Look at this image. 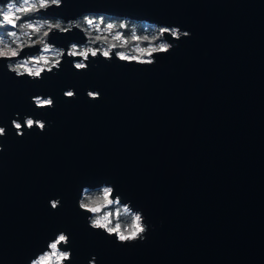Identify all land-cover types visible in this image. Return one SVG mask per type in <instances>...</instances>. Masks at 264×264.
<instances>
[{
  "label": "water",
  "instance_id": "1",
  "mask_svg": "<svg viewBox=\"0 0 264 264\" xmlns=\"http://www.w3.org/2000/svg\"><path fill=\"white\" fill-rule=\"evenodd\" d=\"M87 12L192 35L151 68L101 60L77 72L65 58L33 83L0 66V264H28L60 231L72 264H264V0H65L47 15ZM34 96L55 108L37 110ZM15 114L48 131L18 138ZM101 184L143 211L145 243L121 247L88 227L77 201Z\"/></svg>",
  "mask_w": 264,
  "mask_h": 264
},
{
  "label": "clouds",
  "instance_id": "2",
  "mask_svg": "<svg viewBox=\"0 0 264 264\" xmlns=\"http://www.w3.org/2000/svg\"><path fill=\"white\" fill-rule=\"evenodd\" d=\"M65 0H0V66L16 79L42 82L49 75H57L65 58L72 60L77 72H86L95 66L94 61L112 63L114 60L128 66L155 67L157 58L169 56L183 39L191 33L177 26L152 25L142 30L139 22L128 17L110 16L107 13L87 12L73 19L48 16L53 9H61ZM78 31L83 43L71 42L67 48L52 42L53 36ZM170 38V39H169ZM36 49L31 54L25 50ZM90 101L100 100L99 91L87 90ZM68 100L78 98L74 89L64 91ZM32 103L41 112L55 108L51 96H34ZM11 125L18 138L25 132L48 131L49 122L25 115L21 122L15 114ZM7 129L0 123V153ZM53 211L62 207V198L49 201ZM78 209L87 217L88 227L103 234L121 247L143 244L147 241L150 224L143 211L134 209L125 201L114 185L101 184L95 188L83 187L77 201ZM72 241L60 231L47 241L28 261V264H72ZM92 256L88 264H96Z\"/></svg>",
  "mask_w": 264,
  "mask_h": 264
},
{
  "label": "trees",
  "instance_id": "3",
  "mask_svg": "<svg viewBox=\"0 0 264 264\" xmlns=\"http://www.w3.org/2000/svg\"><path fill=\"white\" fill-rule=\"evenodd\" d=\"M133 23H135V22H133ZM141 25V29L142 30H148V31H151L152 30V26H150V25H147V24H140Z\"/></svg>",
  "mask_w": 264,
  "mask_h": 264
}]
</instances>
